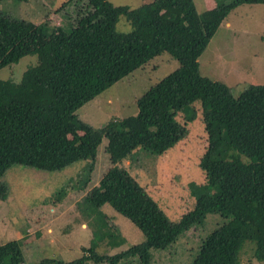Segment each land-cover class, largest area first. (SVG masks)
Here are the masks:
<instances>
[{
    "label": "trees",
    "instance_id": "trees-1",
    "mask_svg": "<svg viewBox=\"0 0 264 264\" xmlns=\"http://www.w3.org/2000/svg\"><path fill=\"white\" fill-rule=\"evenodd\" d=\"M81 1L69 32L48 33L46 23L13 19L0 10V70L26 56L37 60L18 83L0 80V200L8 196L3 177L11 167L60 172L91 162V170L106 140L111 167L87 198L95 208L110 206L144 241L111 256H98L89 247L82 249L89 255L58 264L132 259L151 264L152 252L203 228L207 215L223 222L201 240L190 264H240L246 242L254 245L253 259L264 261V84L250 85L235 98L226 85L202 77L198 63L235 8L264 5V0H231L202 13L193 0H152L135 9L113 6L110 0ZM74 3L78 6L76 0L67 4L76 10ZM121 17L130 32L117 30ZM161 54L179 67L136 100V115L110 119L101 128L78 119L82 106ZM194 104L200 105L207 135L198 163L204 183L188 185L194 204L173 222L131 175L128 160L137 151L161 156L174 148L195 118ZM179 113L183 124L176 119ZM106 237L110 248L123 243L116 229ZM23 258L18 242L0 246V264H22Z\"/></svg>",
    "mask_w": 264,
    "mask_h": 264
},
{
    "label": "rangeland",
    "instance_id": "rangeland-1",
    "mask_svg": "<svg viewBox=\"0 0 264 264\" xmlns=\"http://www.w3.org/2000/svg\"><path fill=\"white\" fill-rule=\"evenodd\" d=\"M69 1L0 0V10L13 19L35 25L46 23L44 29L48 33L58 28L69 32L70 18L75 19L74 12L83 3L76 0L78 6L74 3V10L67 4ZM150 1L110 0L113 6L130 9ZM229 1L193 0V3L196 11L202 13ZM116 28L122 33L131 31L122 17ZM36 61L35 56H26L17 64L1 69L0 80L18 83ZM198 63L202 77L226 85L235 98L250 85L264 84V5L235 8L222 22ZM178 67V62L168 54L155 57L82 106L77 111L78 119L93 128H101L110 119L121 120L136 115V100ZM194 108L195 118L186 124L187 135L174 148L161 156L137 151L128 160L131 175L173 222L194 204L188 185L204 183L198 163L207 148V135L201 121L200 105L194 104ZM176 119L184 123L181 113ZM105 146L106 140H103L91 170V162H77L60 172H43L18 165L11 167L3 177L8 196L5 201L0 200V246L10 241L18 242L24 257L22 264H49L46 261L58 264L89 255L82 250L89 247H93L98 256H111L142 243L143 235L127 219L108 205L93 207L87 198L88 191L111 167ZM85 181V188L81 190ZM205 222L203 228L185 232L168 249L152 252L151 264H190L201 240L223 220L218 215H207ZM115 229L123 243L110 248L105 243L106 236L115 234ZM253 250L254 245L246 242L239 263L264 264V261L253 259ZM84 264L94 263L86 261ZM120 264L138 263L137 259H132Z\"/></svg>",
    "mask_w": 264,
    "mask_h": 264
}]
</instances>
